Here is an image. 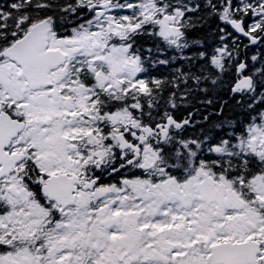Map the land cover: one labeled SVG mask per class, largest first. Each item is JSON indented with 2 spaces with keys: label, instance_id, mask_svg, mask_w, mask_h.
<instances>
[{
  "label": "snow or ice",
  "instance_id": "obj_1",
  "mask_svg": "<svg viewBox=\"0 0 264 264\" xmlns=\"http://www.w3.org/2000/svg\"><path fill=\"white\" fill-rule=\"evenodd\" d=\"M0 264H264V0H0Z\"/></svg>",
  "mask_w": 264,
  "mask_h": 264
}]
</instances>
